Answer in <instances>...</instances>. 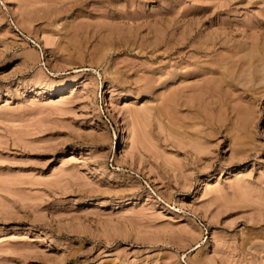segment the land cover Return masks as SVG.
Masks as SVG:
<instances>
[{"label":"rangeland","instance_id":"obj_1","mask_svg":"<svg viewBox=\"0 0 264 264\" xmlns=\"http://www.w3.org/2000/svg\"><path fill=\"white\" fill-rule=\"evenodd\" d=\"M0 264H264V0H0Z\"/></svg>","mask_w":264,"mask_h":264},{"label":"bare ground","instance_id":"obj_2","mask_svg":"<svg viewBox=\"0 0 264 264\" xmlns=\"http://www.w3.org/2000/svg\"><path fill=\"white\" fill-rule=\"evenodd\" d=\"M58 85H59V84H58ZM58 85H57V86H58ZM61 86H62V84H60L58 87L60 88ZM113 110L115 111L116 108H114ZM113 110H112V111H113ZM136 115H137L138 118H141V117H142L141 114H139V113L136 114ZM139 130H140V129H139ZM136 132H137V131H136V129H135V133H136ZM140 133H141V131H140ZM125 139H126V138H125ZM124 141H125V140H124ZM140 141H141V140H140ZM136 142H138V141L136 140ZM126 143H128V142H126ZM138 143H139V142H138ZM122 155L125 156V153L123 152Z\"/></svg>","mask_w":264,"mask_h":264}]
</instances>
